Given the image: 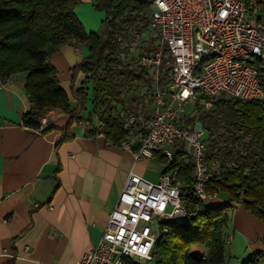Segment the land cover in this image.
Returning a JSON list of instances; mask_svg holds the SVG:
<instances>
[{
	"label": "built area",
	"instance_id": "obj_1",
	"mask_svg": "<svg viewBox=\"0 0 264 264\" xmlns=\"http://www.w3.org/2000/svg\"><path fill=\"white\" fill-rule=\"evenodd\" d=\"M141 1H150L152 15L116 34L120 55L113 67L127 66L137 75L121 85L117 97L125 133L119 146L132 153L136 164L157 155L172 160L182 145L194 168L191 190L207 203L219 197L208 191V183L220 173L221 160L210 157L209 129L202 117L223 99H264V0ZM106 69L97 71V77H104ZM135 96L145 97L143 109L132 107ZM106 97L100 93V100ZM50 116L48 109L36 128L27 127L42 133ZM109 120L100 104L94 121L79 122L114 144L107 137ZM218 154L223 156L222 148ZM182 188L179 168L165 167L156 181L132 169L99 243L77 264H123L126 258L154 264L155 227L168 233L170 224L187 221Z\"/></svg>",
	"mask_w": 264,
	"mask_h": 264
},
{
	"label": "crops",
	"instance_id": "obj_2",
	"mask_svg": "<svg viewBox=\"0 0 264 264\" xmlns=\"http://www.w3.org/2000/svg\"><path fill=\"white\" fill-rule=\"evenodd\" d=\"M74 9L87 32L103 29L104 15L90 0ZM89 55L84 43L61 44L49 55L70 97L73 85L87 80L89 87L88 74H74ZM26 78L27 72L0 77V264H77L99 243L130 171L156 181L165 166L155 158L135 164L130 151L95 137L79 122L95 120L93 103L72 125L69 113L52 108L45 131L27 127ZM227 218L226 264H242L255 253L264 257V221L244 203L228 209ZM195 250L208 252L203 245Z\"/></svg>",
	"mask_w": 264,
	"mask_h": 264
},
{
	"label": "trees",
	"instance_id": "obj_3",
	"mask_svg": "<svg viewBox=\"0 0 264 264\" xmlns=\"http://www.w3.org/2000/svg\"><path fill=\"white\" fill-rule=\"evenodd\" d=\"M80 1L0 0V77L6 80L16 73L27 72L25 88L31 109L24 116L25 125L36 128L38 117L52 108L69 113L72 125L87 108V80L79 87L73 85L70 97L60 86L49 55L64 43L86 44L90 55L74 68V74L82 71L88 74V80H93L94 110L105 104L110 118L107 137L119 145L125 133L117 111V97L121 85L137 75L127 66L113 67L118 65L120 55L116 34L125 25L137 22L150 7V1L90 0L98 11L106 12L101 32H87L74 9ZM103 66L107 68L106 75L98 78L96 73ZM117 79L119 84H112ZM101 92L107 95L105 99L100 100ZM202 119L209 129L210 157L221 160L220 173L212 177L208 191L218 192L220 198L226 194L227 199L212 205L195 196L191 190L194 168L186 161L182 145L177 146L172 160L157 155L166 170L179 168L187 221L170 224L168 233L159 234L153 248L156 264H226L227 210L239 203L264 221V99H223ZM228 162L233 166H228ZM198 245L208 252L196 251ZM123 264L138 263L126 258ZM242 264H264L263 254L255 253Z\"/></svg>",
	"mask_w": 264,
	"mask_h": 264
},
{
	"label": "rangeland",
	"instance_id": "obj_4",
	"mask_svg": "<svg viewBox=\"0 0 264 264\" xmlns=\"http://www.w3.org/2000/svg\"><path fill=\"white\" fill-rule=\"evenodd\" d=\"M100 13H103V15H104V19L106 18V12L105 11H99ZM147 15V17L149 18L151 15H152V11H151V8L150 7H148L147 9H145V11H144V14L142 15V17L141 18H143L144 19V16H146ZM104 29V28H103ZM102 29V30H103ZM101 30V31H102ZM101 31H99V32H101ZM88 85H89V101H88V103H87V106H89L88 108L89 109H91V106H92V97H93V95H94V82H93V80H90V82L88 83ZM134 95H136V94H134ZM144 98L145 97H143L142 96V98L140 99H138L136 96H135V100L132 102V107L133 108H135L136 110H139V109H143V105H144V102H143V100H144ZM188 108L190 109V106H188ZM205 137L207 138V137H209V132L206 130V134H205ZM224 197H227V195L226 194H224L223 195ZM218 201H220V200H214V199H210L207 203L208 204H212V205H214L213 203H215V202H218ZM221 202V201H220ZM157 230H158V232H159V234H160V229H159V227H155ZM204 250H207V248L206 247H204ZM154 264H156V262L154 263Z\"/></svg>",
	"mask_w": 264,
	"mask_h": 264
}]
</instances>
